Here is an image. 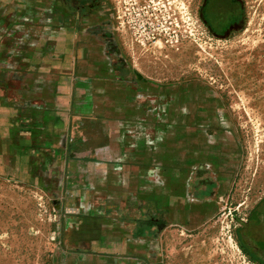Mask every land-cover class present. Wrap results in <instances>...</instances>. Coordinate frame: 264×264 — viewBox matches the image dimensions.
Listing matches in <instances>:
<instances>
[{
    "label": "crops",
    "instance_id": "obj_1",
    "mask_svg": "<svg viewBox=\"0 0 264 264\" xmlns=\"http://www.w3.org/2000/svg\"><path fill=\"white\" fill-rule=\"evenodd\" d=\"M201 90L150 80L105 0H0V175L57 201L55 264H162L165 227L212 219L231 143Z\"/></svg>",
    "mask_w": 264,
    "mask_h": 264
},
{
    "label": "rangeland",
    "instance_id": "obj_2",
    "mask_svg": "<svg viewBox=\"0 0 264 264\" xmlns=\"http://www.w3.org/2000/svg\"><path fill=\"white\" fill-rule=\"evenodd\" d=\"M105 1L133 64L165 85L206 88L221 117L213 126L231 143L213 169L224 179L217 212L192 231L165 227L162 264H258L235 229L264 196V0H239L241 21L225 37L206 25L205 0ZM58 213L42 189L0 175V264H55Z\"/></svg>",
    "mask_w": 264,
    "mask_h": 264
},
{
    "label": "flooded vegetation",
    "instance_id": "obj_3",
    "mask_svg": "<svg viewBox=\"0 0 264 264\" xmlns=\"http://www.w3.org/2000/svg\"><path fill=\"white\" fill-rule=\"evenodd\" d=\"M238 3L239 0H205L203 16L211 33L223 37L239 26ZM235 236L251 259L264 264V196L242 218Z\"/></svg>",
    "mask_w": 264,
    "mask_h": 264
},
{
    "label": "water",
    "instance_id": "obj_4",
    "mask_svg": "<svg viewBox=\"0 0 264 264\" xmlns=\"http://www.w3.org/2000/svg\"><path fill=\"white\" fill-rule=\"evenodd\" d=\"M226 35H224L223 37H225Z\"/></svg>",
    "mask_w": 264,
    "mask_h": 264
}]
</instances>
